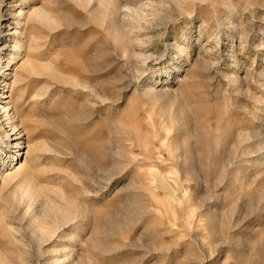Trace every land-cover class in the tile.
Wrapping results in <instances>:
<instances>
[{"label":"rangeland","instance_id":"374dc122","mask_svg":"<svg viewBox=\"0 0 264 264\" xmlns=\"http://www.w3.org/2000/svg\"><path fill=\"white\" fill-rule=\"evenodd\" d=\"M10 1L55 21L23 18L10 64L0 21L1 159L26 161L0 174V264L60 258L74 215L75 263L264 264V0Z\"/></svg>","mask_w":264,"mask_h":264},{"label":"bare ground","instance_id":"6f19581e","mask_svg":"<svg viewBox=\"0 0 264 264\" xmlns=\"http://www.w3.org/2000/svg\"><path fill=\"white\" fill-rule=\"evenodd\" d=\"M6 0H0V21L2 19H8V18H14L15 19V27H14V30L13 32L11 33L12 34V38H13V41H12V52L9 53V57H8V60H7V63L10 64V62L16 58V56L19 55V52H20V49L21 47L23 46V44L27 41V37L25 38H22L20 36V31L18 30V26H21L22 24V21H23V18H25V25L29 22V21H36V22H39L41 24H47V23H52L53 21H55V18L53 19L49 14V10L43 8V7H34L32 6L31 7V11L30 12H25L23 11V8H21L16 14L14 13V11H12L11 9V2L13 1H10V4H3L5 3ZM15 1V0H14ZM88 1V6H90V1L91 0H87ZM103 2V0H100ZM105 2H107L105 0ZM113 1L111 0V2H108L107 5H106V8L108 11H110V9L114 8V4L112 3ZM28 4V0H21V5L25 6ZM15 6V5H14ZM4 8V9H3ZM132 9V8H131ZM130 9V10H131ZM48 11V12H47ZM121 11V10H120ZM54 23V22H53ZM9 26V24L7 25ZM2 30L1 29V23H0V34L2 33ZM6 44V43H5ZM26 44V43H25ZM28 46V45H27ZM1 54H0V66H1ZM0 70H1V67H0ZM11 73V72H10ZM18 75V74H16ZM5 76V75H4ZM14 77V76H13ZM13 82V81H12ZM15 82V81H14ZM8 83L5 82L3 84V86L0 88L1 91H5V86L7 85ZM14 84V83H13ZM1 86V84H0ZM2 95V94H1ZM11 95H8V96H4L3 98L7 100H4L2 101V104L0 105V111L2 110V113H4V120L7 121V123L10 124V126L12 127L13 130H15L17 127H18V123L16 124V111H17V106H10V100H8V98L10 97ZM12 101V100H11ZM14 110L12 113L11 111ZM1 118V116H0ZM3 122V121H2ZM20 123V122H19ZM4 130V129H3ZM247 134H245L244 136H246ZM256 135V134H255ZM252 136V135H251ZM264 136V135H263ZM249 138V137H248ZM5 139L4 143H10V134L9 132L7 131H3V133H0V140H3ZM244 139V138H243ZM17 145H21V141H17L16 142ZM256 146V145H255ZM251 148V147H250ZM252 150V149H251ZM244 151V150H243ZM250 151V150H249ZM254 151V150H252ZM5 152V148L4 147H0V161H2L1 163V169H0V174H1V178H2V181H5V179H7V177H16L21 174L22 176V172L24 171L25 169V159L24 161L22 159H18V161L14 164H12V160H10V162H8L6 159L5 160H2V154H4ZM246 152V151H244ZM247 153V152H246ZM6 168V169H5ZM12 168L13 171L11 173H8V176H5L3 175L5 171L3 170H11ZM6 172V173H7ZM17 178V177H16ZM27 183V182H26ZM32 185V184H31ZM30 184H27L23 187H21L18 191V196H14V199L15 200H19L20 202H31L33 201L36 196H37V189L38 187H33L31 186ZM36 189V190H35ZM16 195V194H15ZM41 197V195H40ZM43 199V198H42ZM49 197L46 199L48 200ZM51 199V198H50ZM49 199V200H50ZM37 200V199H35ZM34 200V201H35ZM48 200V201H49ZM14 201V200H13ZM12 201V202H13ZM54 201V200H52ZM14 203V202H13ZM19 203V202H17ZM45 203V202H44ZM48 204V203H47ZM53 204V203H52ZM51 202L49 205V208H51L52 210H55L54 208V205H52ZM56 204V203H55ZM31 208V207H30ZM35 210V209H34ZM62 210V208H61ZM87 211V210H86ZM86 211H85V214H86ZM60 212V211H59ZM27 213V212H26ZM34 213V222L31 223V233L33 232L36 237H38L40 240L42 241H49L51 239H53V237L57 234L58 230L61 229V226H62V223L59 222V220H55L53 222H49V221H46V215L44 216H40L38 215V213L36 212H32ZM36 213V214H35ZM3 215V214H2ZM62 215V213H61ZM4 217V216H3ZM70 217V220H72V228H71V231L69 233H64L63 235L60 236V240L57 241V243L52 247L54 248L55 250L60 251V258L59 257H49V259L47 260V264H79L78 262L75 263L74 261H71L72 260V252H75V246L74 245H71L69 243L66 244H62L61 242H63L64 240H67L68 242H71L72 240H75V236H76V233L80 231V228L82 227L81 225V222L79 220H75L76 219V215L74 216H69ZM86 217V216H85ZM84 217V218H85ZM63 231V230H62ZM88 234V233H87ZM86 236V235H85ZM85 238V237H84ZM89 239V238H88ZM37 241V240H36ZM84 241V240H83ZM44 242V243H45ZM40 244H42L41 242H39ZM52 250V249H51ZM54 252V250H53ZM51 255V254H50ZM53 255V254H52ZM55 256V255H54ZM75 260V259H74ZM81 264V263H80Z\"/></svg>","mask_w":264,"mask_h":264}]
</instances>
